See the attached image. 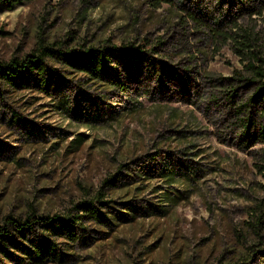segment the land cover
<instances>
[{
    "label": "rangeland",
    "instance_id": "374dc122",
    "mask_svg": "<svg viewBox=\"0 0 264 264\" xmlns=\"http://www.w3.org/2000/svg\"><path fill=\"white\" fill-rule=\"evenodd\" d=\"M196 1L0 3V61L41 38L109 58L106 82L50 60L47 92L32 83L0 103V222L77 215L86 200L108 217L44 264H264L252 230L259 211L264 221V144L245 141L240 121L256 113L255 88L228 81L248 61L190 17ZM235 23L255 29L264 56V14L233 10L220 30Z\"/></svg>",
    "mask_w": 264,
    "mask_h": 264
},
{
    "label": "trees",
    "instance_id": "16d2710c",
    "mask_svg": "<svg viewBox=\"0 0 264 264\" xmlns=\"http://www.w3.org/2000/svg\"><path fill=\"white\" fill-rule=\"evenodd\" d=\"M22 1L24 0H0V3L12 7ZM168 1L153 0V6L159 7L161 2ZM216 4L218 6L215 5L213 8L206 7L202 5V0H197L193 4V9H188L187 12L195 22H199L211 31L215 30L217 36L231 39L238 55L248 61L246 74L238 72L237 77L228 78V81L241 83L239 87L254 86V94L249 100L257 103L256 113L251 111L248 117H243L240 121L248 129L244 135L245 141L264 144V56L259 49V36L254 28L243 27L238 23L234 24L238 28L236 32L220 30L233 10L241 16L263 15L264 0H218ZM215 13L219 15L216 16ZM50 60L60 62L62 71L77 72L97 82L107 81L109 62L107 49L90 47L85 50L64 51L45 44V40L41 38L38 48L32 54L22 59L0 61V103L7 99L6 94L28 88L32 83L39 85L43 92H47V76L54 71L50 66ZM57 74V77L61 78L60 73ZM250 104L247 103L248 106ZM243 106L237 107L239 115L244 114ZM14 117L18 116L14 115L12 119ZM252 127L254 136L250 133ZM99 202H101L100 198ZM95 203L96 201L91 200L80 202L77 206V215L70 213L54 216L31 215L27 218L12 215L6 217L0 222V255L9 260L21 256L28 261V264L63 262L62 254L66 248L60 247V244L64 246L63 244L81 240L79 232H84L88 224L94 226L107 224L108 217ZM263 222L259 211L256 221L252 224V230L260 240L264 239ZM59 238L65 241L60 243L57 241Z\"/></svg>",
    "mask_w": 264,
    "mask_h": 264
}]
</instances>
